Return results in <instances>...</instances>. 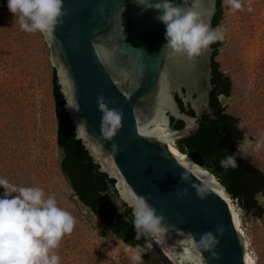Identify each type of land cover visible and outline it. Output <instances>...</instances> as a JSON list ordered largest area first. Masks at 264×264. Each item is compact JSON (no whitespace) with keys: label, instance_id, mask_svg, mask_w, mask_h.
Listing matches in <instances>:
<instances>
[{"label":"water","instance_id":"obj_1","mask_svg":"<svg viewBox=\"0 0 264 264\" xmlns=\"http://www.w3.org/2000/svg\"><path fill=\"white\" fill-rule=\"evenodd\" d=\"M162 0H64L66 15L50 34L44 35L51 47L54 66L73 116L78 137L90 150L102 171L115 178L121 200L131 202L123 194V186L135 199L145 197L163 215L164 232L153 243L163 245L176 254L185 249L199 254L204 264H247L245 238L233 219L227 199L207 180L180 159L166 140L141 130L162 107V90L167 89L174 110L167 109V128L176 141L197 130L201 115L182 111L174 90L182 84L192 95L196 89L206 99L210 89V46L191 60L163 47L165 25L158 20ZM187 7L191 0H176ZM218 0H201L202 19L212 27ZM192 88V91H191ZM103 94L109 107L122 110V127L111 141L101 136V116L96 103ZM196 104V101H195ZM181 119L184 126L174 128L171 118ZM81 118L86 122L81 124ZM113 143L118 150H113ZM179 147V146H178ZM115 172H111L109 164ZM207 175H215L196 162ZM189 182L181 179V173ZM229 196L232 194L215 175ZM204 186L201 199L192 186ZM187 189V191H184ZM222 225L216 255L193 246L206 231L215 232Z\"/></svg>","mask_w":264,"mask_h":264},{"label":"rangeland","instance_id":"obj_2","mask_svg":"<svg viewBox=\"0 0 264 264\" xmlns=\"http://www.w3.org/2000/svg\"><path fill=\"white\" fill-rule=\"evenodd\" d=\"M222 1V19L215 27L224 29L225 39L218 41L216 60L231 84L221 101L227 112L245 124L243 135L246 132L255 142L264 137V0H242L243 9L235 11ZM249 6L253 11H247ZM54 67L44 35L22 31L8 10L7 0H0V177L13 185L42 188L76 218L74 230L55 250L61 264H132L133 245L83 203L63 171ZM236 155L264 170V147ZM4 191L0 187V195ZM105 195L123 210L111 191ZM230 197L240 216L247 251L256 264H264V214H244L238 201ZM153 244L151 258H143L145 264H182L164 245Z\"/></svg>","mask_w":264,"mask_h":264},{"label":"clouds","instance_id":"obj_3","mask_svg":"<svg viewBox=\"0 0 264 264\" xmlns=\"http://www.w3.org/2000/svg\"><path fill=\"white\" fill-rule=\"evenodd\" d=\"M138 2L143 3V0ZM226 4L234 11L244 7L242 0H226ZM200 5L201 0H191L187 9L176 0H162L155 5V8L161 10L158 20L165 25L166 42L163 47L194 60L213 43L225 39L222 27L212 28L203 21ZM7 7L22 31L39 32L42 35L52 33L66 15L64 0H7ZM247 11H253L252 7L249 6ZM96 103L102 113L101 136L104 140L111 141L122 127L123 112L109 107L115 101L109 100L103 94L97 97ZM85 123L81 118V124ZM236 127L244 130L246 126L243 122H238ZM262 147L264 137L254 142L244 132L241 141L237 142L236 152L245 153L250 149L258 151ZM112 148L114 151L118 150V145L113 143ZM236 152L220 159L222 168L226 170L238 167ZM181 179L189 182V177L184 172L181 173ZM192 186L203 199L206 188L197 187L195 183ZM0 187L5 190L0 195V264H61V257L55 250L63 237L74 230L76 218L59 205L54 195H46L38 186L13 185L6 178L0 177ZM255 198L264 205V194L257 193ZM130 206L135 239L144 238L145 241L143 245L131 247L130 260L132 264H145L143 256L152 249L153 239H157L164 232L165 218L143 196L136 198ZM223 232L224 227L218 225L215 232L206 231L199 240L193 237V246L208 250L215 256L219 243L216 233L222 235Z\"/></svg>","mask_w":264,"mask_h":264},{"label":"trees","instance_id":"obj_4","mask_svg":"<svg viewBox=\"0 0 264 264\" xmlns=\"http://www.w3.org/2000/svg\"><path fill=\"white\" fill-rule=\"evenodd\" d=\"M222 15L223 1L218 0L212 28H215L219 23ZM219 45V42L211 45L215 75L213 80L215 89L213 91L215 93L216 90L222 89L228 94L231 84L230 78L219 71L220 64L216 60ZM52 83L58 126V143L62 151L61 164L65 175L83 203L100 215L106 226H111L115 233L127 243L133 246L143 245L144 238L135 239L132 208L127 202L121 200L115 188V178L101 170L100 165L94 161L90 150L78 137L73 116L66 107L67 99L62 90L56 67L53 70ZM176 98L182 111L195 115V110L185 105L179 95ZM214 104L217 108L215 117L211 118L209 114L203 115L199 128L190 135L178 139V146L183 153L188 154L219 177L233 198L238 201L244 214L261 217L264 214V205L259 203L255 196L257 193L264 194V170L253 163L238 158V167L235 169L228 168L225 170L221 167L220 159L237 151V142L242 139L243 132L236 127L238 118L235 115L227 112L225 108H220L217 101ZM171 123L177 129L184 126L183 120L174 117L171 118ZM108 191H111L121 201L123 210L118 208L115 200L105 195ZM125 217H127L126 220ZM153 250L154 244L143 258L149 260Z\"/></svg>","mask_w":264,"mask_h":264},{"label":"bare ground","instance_id":"obj_5","mask_svg":"<svg viewBox=\"0 0 264 264\" xmlns=\"http://www.w3.org/2000/svg\"><path fill=\"white\" fill-rule=\"evenodd\" d=\"M161 102H162V105H161L162 107H160V109L157 111L155 117L149 122V124H152V125L148 126V124L143 123L141 126V130L143 132H146V133H152V134L166 140L169 147L171 148V150L180 159H182L184 162H186V164H188L191 168H193L198 174L206 175L207 180L229 202L231 209L233 211L234 217H235L236 225L243 232V229L241 228V223H240V216L237 212L236 206L232 202L231 197L226 192L225 188L218 183L216 176L215 175H207L206 171L198 166V164L196 163L197 161H195L193 158H191L188 154L183 153L181 151V149L176 145V141L172 138V132H170V130H168V128H167L168 124H167L166 110L167 109L174 110V103H173L172 97L169 95L166 88L162 90ZM109 167H110L111 172H115V168H114L112 163L109 164ZM123 194L130 201L135 200V196L132 194V192L130 190H128V188L126 186H123ZM246 243H247V241L245 239L246 262H247V264H256L254 258L247 251V244ZM180 257L182 259V264H204L201 256L199 254H195L193 251H191L189 249L183 250V252L180 254Z\"/></svg>","mask_w":264,"mask_h":264},{"label":"flooded vegetation","instance_id":"obj_6","mask_svg":"<svg viewBox=\"0 0 264 264\" xmlns=\"http://www.w3.org/2000/svg\"><path fill=\"white\" fill-rule=\"evenodd\" d=\"M212 54H213V51H212ZM214 76L215 75H214L213 59L211 56V73L209 77L210 89L206 95V99L204 98L203 95H200L199 91L196 89L192 92L193 94L191 95L189 93V88L184 84L179 86V88H176L173 92L175 97L179 95L183 99L185 105L193 108L195 112L197 113V115H201L202 119H203V115L205 114H209L211 118L215 117L217 108L214 103L216 101L218 102V105L220 108H225V106L222 105L221 96L226 95L227 93L224 92L222 89H218L214 93L213 91L215 89V84L213 83ZM191 91H192V88H191ZM195 101H196V104H195Z\"/></svg>","mask_w":264,"mask_h":264},{"label":"snow or ice","instance_id":"obj_7","mask_svg":"<svg viewBox=\"0 0 264 264\" xmlns=\"http://www.w3.org/2000/svg\"><path fill=\"white\" fill-rule=\"evenodd\" d=\"M235 217L233 216V219H234Z\"/></svg>","mask_w":264,"mask_h":264}]
</instances>
